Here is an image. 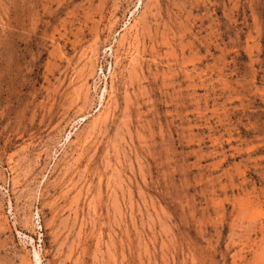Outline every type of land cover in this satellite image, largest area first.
I'll list each match as a JSON object with an SVG mask.
<instances>
[{
  "label": "rangeland",
  "instance_id": "rangeland-1",
  "mask_svg": "<svg viewBox=\"0 0 264 264\" xmlns=\"http://www.w3.org/2000/svg\"><path fill=\"white\" fill-rule=\"evenodd\" d=\"M0 264H264V0H0Z\"/></svg>",
  "mask_w": 264,
  "mask_h": 264
},
{
  "label": "bare ground",
  "instance_id": "bare-ground-1",
  "mask_svg": "<svg viewBox=\"0 0 264 264\" xmlns=\"http://www.w3.org/2000/svg\"><path fill=\"white\" fill-rule=\"evenodd\" d=\"M38 258V260H39V257H37Z\"/></svg>",
  "mask_w": 264,
  "mask_h": 264
}]
</instances>
